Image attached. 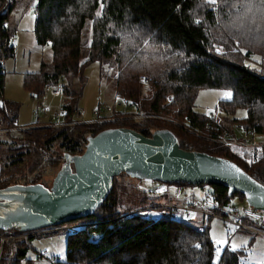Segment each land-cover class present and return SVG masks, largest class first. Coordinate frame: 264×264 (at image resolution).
<instances>
[{"label": "trees", "instance_id": "16d2710c", "mask_svg": "<svg viewBox=\"0 0 264 264\" xmlns=\"http://www.w3.org/2000/svg\"><path fill=\"white\" fill-rule=\"evenodd\" d=\"M217 2L215 6L207 0H35L34 36L38 44L50 45L52 59L48 69L42 63L40 72L27 74L24 86L41 95L44 86L65 76L64 118L74 120L81 93L73 88L72 79H83V68L91 61L107 63L115 67L116 96L135 107L136 113L113 111V118L105 122L15 129L18 107L2 100L0 129L6 130L0 131V188L16 183L46 185L43 168L59 169L65 153L81 154L88 136L111 127L131 128L144 136L169 129L183 150L227 158L264 184V145L224 146L217 141L225 132L236 135L235 124L246 133H264V70L244 64L243 53L230 51L241 41V19L250 12H243L242 0ZM15 4L16 0H0V96L5 76L2 60L14 52L9 18ZM263 9L264 1L260 15ZM217 46L221 53L213 51ZM260 54L264 59V51ZM203 87L230 89L231 98L218 106L228 114L243 107L246 117L239 122L227 117L225 123L196 113L194 97ZM118 176L94 213L66 222L85 221L66 235L65 264H215L208 226L199 229L202 220L193 224L168 216L154 219L141 208L165 199L158 202L143 189L134 195L141 204L123 205L125 188L117 183ZM234 195L244 199L240 193L228 196L225 187L214 186L212 197L227 204ZM19 233L23 231L0 229V234ZM27 249L21 238L6 239L0 264H18ZM240 253L225 249L217 264H239Z\"/></svg>", "mask_w": 264, "mask_h": 264}, {"label": "rangeland", "instance_id": "374dc122", "mask_svg": "<svg viewBox=\"0 0 264 264\" xmlns=\"http://www.w3.org/2000/svg\"><path fill=\"white\" fill-rule=\"evenodd\" d=\"M242 1H244L242 4L243 12L250 13L241 19V41L236 42L237 46H232L230 51H237L240 52V54L243 53L245 58H243L244 64L257 70L261 68V70H264V59L261 58L260 54L264 51V30L262 29L264 27V15H260L262 10H259V6L264 0ZM217 3L216 0V5H213L217 6ZM34 4L35 0H16L15 7L9 18L10 25L13 28L12 43L14 45V52L12 55H6L2 60L5 76L4 90L0 96V102L6 100L14 102L17 105L18 114L17 126H15V129L54 125L53 123L58 122V116L55 114L58 111V105L66 101L62 94L60 95L54 92V89L66 80L65 76L63 77V81L61 80L57 82V84L44 86L41 95H37L34 91H30V89L24 86V79L27 74L40 72L42 63H45L48 69L51 66L50 62L52 59L50 45L38 44L34 36ZM246 17L249 18L246 20ZM217 49H220V51H217ZM240 49H244L245 51H240ZM213 51L221 53L222 48L221 46H217L214 47ZM246 53H249V55L247 56ZM240 54L238 53L239 57L242 56ZM253 57H259V59H253ZM114 72L115 67L113 65L107 63L99 65V62L91 61L83 68V79L80 80L78 77L72 79L71 84L73 88L81 93L77 102V111L74 114L75 122L72 124H76L77 122H91L94 119V111L98 108L101 110H103L102 108L107 109L105 116H112L111 114L114 113L113 111L136 113L135 107L132 105H124L123 100L116 96L113 80ZM70 78L71 77L68 76V79ZM231 96L232 92L228 88L203 87L198 90L194 97L193 109L200 115L206 117L213 116L214 118L223 120L225 123L227 122L226 120H228L226 119L227 117L231 120L237 119V122H239L240 119L245 118L247 115L245 108L237 107L235 111L228 114L225 109L218 106L219 101L228 100ZM44 107L49 111L45 113H35L37 108L42 109ZM233 125H231V128ZM234 128H236L237 136L245 138L253 144L264 145V133H254L253 135L246 133L242 127L235 126ZM5 130L6 129H0V131ZM226 133L228 132H225V134ZM200 134L203 136V133L200 132ZM217 141L227 146L222 141V138ZM55 149H58V147ZM231 150L238 152L237 150L239 149L232 148ZM57 170L58 167H45L42 169V181H44L47 186L51 185ZM118 182L123 184L125 188L122 193L123 205H131L133 202L141 204V202H139L140 199H136L134 195H137L139 192L138 190L150 186L153 183L151 180L147 179L137 181L135 178L128 177L124 174L117 177V183ZM170 189L172 190L173 187L170 186ZM184 191L187 194H193L195 197L201 198L205 196L207 186L203 188L201 185H185ZM145 198L147 200L146 202H151L147 197ZM156 199H158L157 201L159 202V199L162 198L156 197ZM229 202L233 204L238 211H242L248 207L247 202L237 195L230 198ZM179 219H181L180 215ZM195 219H197V217L192 214L189 222L197 224ZM84 222V220H80L71 224L80 225ZM68 233V230L59 229L56 232L30 238L29 243L31 247H28L25 255L20 258L18 264H52L48 260L49 258H56L59 264H65V243ZM208 234L210 240L215 245V252L212 259L213 263L217 264L223 251L229 249L230 251L241 252L238 260L239 264H264V237L253 236L246 233H235L229 238L223 223L217 218L209 221ZM217 241H222V243H217ZM41 254L44 255L41 257L39 256Z\"/></svg>", "mask_w": 264, "mask_h": 264}, {"label": "water", "instance_id": "95a60500", "mask_svg": "<svg viewBox=\"0 0 264 264\" xmlns=\"http://www.w3.org/2000/svg\"><path fill=\"white\" fill-rule=\"evenodd\" d=\"M121 173L138 180L205 185L209 195L214 186H223L228 196L240 193L249 206L264 211V184L235 162L183 150L169 129L144 136L131 128L111 127L88 136L81 154L65 153L50 186L16 183L0 188V229L26 232L87 217Z\"/></svg>", "mask_w": 264, "mask_h": 264}, {"label": "built area", "instance_id": "2783aa9c", "mask_svg": "<svg viewBox=\"0 0 264 264\" xmlns=\"http://www.w3.org/2000/svg\"><path fill=\"white\" fill-rule=\"evenodd\" d=\"M54 92L57 94H62V86L59 85L54 89ZM171 99V97H169ZM124 105L126 101H123ZM97 109L94 111V119L91 122H101L109 121L112 119V116H105L106 108ZM47 110L45 108L36 109L35 113H45ZM58 116V122L53 123L54 125H66L69 123L75 122L71 120L67 122L64 118V109L62 107V102L58 105V111L55 113ZM248 134H253L248 132ZM254 135V134H253ZM222 138V141L227 146H257L263 144H253L251 141H248L245 138L240 136L231 135L226 133L219 136V139ZM170 186L173 189H170ZM144 192L151 197H163L165 201L157 204H148L141 208L145 212H150L154 219L161 218L163 216H168L171 219H190L191 215L194 214L197 217V220H202L203 223L200 226V230H203L208 226V222L211 219H219L226 230L227 236L230 238L235 233H246L253 236L264 237V211L256 209L252 206H249L242 211H238L233 204H220L215 200L212 195L208 193L201 198L195 197L193 194H187L184 191V185L182 184H167L161 182L152 183L149 188H143ZM207 192V191H206ZM138 212V210H137ZM136 213L135 211L131 214ZM80 225H72L70 223L46 227L38 230L26 231L19 234H0V248L3 242L8 238H21L25 241L27 245L30 246L29 239L32 236L43 235L47 233L56 232L59 229H65L68 231H74ZM60 226V227H59ZM41 254L39 256H43ZM52 264H58L56 258L48 259Z\"/></svg>", "mask_w": 264, "mask_h": 264}, {"label": "snow or ice", "instance_id": "6c2138e0", "mask_svg": "<svg viewBox=\"0 0 264 264\" xmlns=\"http://www.w3.org/2000/svg\"><path fill=\"white\" fill-rule=\"evenodd\" d=\"M208 3H211V4H215L216 3V0H207ZM99 15V13H98ZM217 51H220V49H217ZM240 51H245L244 49H240ZM253 59H259V57H253ZM232 168H236L235 165H231ZM236 171H240L238 168L236 169ZM217 243H222V241H217ZM197 247H199V245H197Z\"/></svg>", "mask_w": 264, "mask_h": 264}, {"label": "crops", "instance_id": "0c3cea01", "mask_svg": "<svg viewBox=\"0 0 264 264\" xmlns=\"http://www.w3.org/2000/svg\"><path fill=\"white\" fill-rule=\"evenodd\" d=\"M61 85V84H60ZM44 108H46V107H44ZM38 109V108H37ZM49 110H47L46 112H48ZM235 126L236 127H239V125L238 124H235ZM37 236H39V235H37ZM32 237H35V236H32ZM32 237H30V238H32ZM29 242H30V239L28 240ZM28 247H31V245L29 246V245H27Z\"/></svg>", "mask_w": 264, "mask_h": 264}, {"label": "flooded vegetation", "instance_id": "af4514ba", "mask_svg": "<svg viewBox=\"0 0 264 264\" xmlns=\"http://www.w3.org/2000/svg\"><path fill=\"white\" fill-rule=\"evenodd\" d=\"M23 128V127H22ZM137 181H142V180H138V179H136ZM140 189V188H139Z\"/></svg>", "mask_w": 264, "mask_h": 264}]
</instances>
